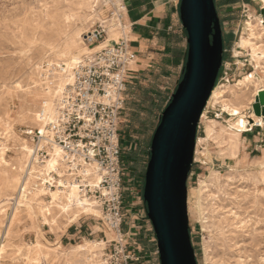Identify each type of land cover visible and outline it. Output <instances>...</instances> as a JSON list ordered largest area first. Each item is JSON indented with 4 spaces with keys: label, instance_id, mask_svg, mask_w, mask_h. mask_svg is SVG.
I'll list each match as a JSON object with an SVG mask.
<instances>
[{
    "label": "rangeland",
    "instance_id": "rangeland-1",
    "mask_svg": "<svg viewBox=\"0 0 264 264\" xmlns=\"http://www.w3.org/2000/svg\"><path fill=\"white\" fill-rule=\"evenodd\" d=\"M46 2L47 0H43V1L42 0H39V1H36V0H33V1L32 0H0V25H1L0 26V35H1L0 36V41H1L0 42V80H1L0 81V85H1L0 86V105L2 104L0 106V143L2 144V145L0 144V198L2 199V200L0 199V211H1L0 212V224H1L0 225V231H1L0 232V235H1L0 236V245H1L0 250L2 251V252L0 251V264L2 263L3 264H24V263L33 264L32 262H34V264H45L46 261H47L46 264H49V263L50 264H66V263L71 264L73 261L79 262L82 259V257L85 255L82 254V256L78 258H73L70 254H67L65 252L66 250H68V248L71 245H76V244L81 243L82 242L81 240L83 238L87 240H91V241H99V242L102 241L103 243H109L110 241L117 239L116 236L112 232H109L106 229V226L104 222L102 221L103 216L101 212L98 218L92 217L91 215L85 216L84 214H80L81 209L77 210L76 208H73L67 214L60 213L59 212L60 210L54 207V205L51 203V200L49 197V191H55V190L61 189L57 187L56 185L57 183L56 184L54 183V185L52 183V185L50 186L47 184L48 178H49V175L47 174L51 172V170L53 169L47 170L46 162L45 164H39V163L36 164V162L33 161L32 159H33V155H34L33 153L36 147L37 135L43 131L47 123L46 121H48L52 117L59 103V99H60L59 96L61 95V93L59 91V93H57L56 94L57 96H56L54 93L55 92L54 90H58L57 86H59L60 83L61 85L63 84L61 90H63L65 86L72 84V79H73L72 74H74L77 66H79L81 62L87 59V56H90L91 54H93V53H89V51L91 52V49L95 48L100 43H104L98 50H96V51H99L105 46H107V44H110L111 42H118L120 39L113 40V41L109 40L108 42H106L107 40L106 38L108 37V34H106L105 40L103 42L88 43L87 41V36L91 32H93L95 29H97L99 25L103 24V26H106V28H108L107 33L111 28L110 23L112 20L111 21L108 20L109 6L106 4L104 0H65V1L64 0H48V2L47 3ZM263 2L264 0H239L237 3L227 4L224 0H214L215 10H216L217 16L219 18L220 26H221L223 50H224L222 66L220 68L214 88L228 86V88H230V91H233V90L235 91L236 89L235 84L237 83V81L243 79V77L247 75L249 76L252 72H256L260 79L263 78L262 81L264 82V61H258V63H261V64H257L256 61H253L252 59H250L251 58L250 55H252L254 50L249 45L244 46L243 48L236 45V43L238 42L241 36L247 37L248 32L246 31L245 24L248 20L249 22L254 21L255 24H256V19H262V21L264 22V3ZM9 5L11 6L9 7ZM45 11H48V12L45 13ZM49 12L50 14H48ZM74 14H76L77 16ZM58 16L61 18H59ZM29 17L31 19H29ZM46 17L47 18L49 17V18L47 19ZM56 18L57 20H55ZM49 21L51 22L49 23ZM59 21H60V24H59ZM29 22H30V26H29ZM6 23H7V27H6ZM15 25L17 26L15 27ZM26 25L29 27H27ZM126 25L128 28L129 27L128 21ZM74 27L75 28L77 27V28L75 29ZM54 29L56 31H54ZM29 30H30V33H29ZM78 31L80 33H79L78 38H76L77 42L79 43L81 42L80 45L82 47L84 46L83 48H86L87 50L86 52L83 51L80 54H76L75 62H72L69 68H66L65 63H68V59L67 57H64V56L61 57V49L63 47V43L65 42L67 36L69 37ZM31 32L32 33L34 32V33L32 34ZM48 32L52 38L48 35ZM70 32H72V34H70ZM24 34L27 37L26 36L24 37ZM183 34H184L183 36L185 39L182 42V49H183V54H184V52H187V44H186L185 32ZM261 39L262 40H260L258 45H264V36ZM57 41L58 42L60 41V42L58 43ZM41 43H44V44H41ZM56 43L58 47H56ZM50 44H51V47H49ZM174 48H177V49L181 48L180 42H178L177 46H175ZM263 51H264V48H263ZM159 52H158L157 59L152 60L155 62V65H153L154 69H152L150 72L146 71L144 73V76L138 79L137 83L132 82L131 85L126 86V91L124 94V100H125L124 108L121 111V114L119 117L120 145L122 148V157H124V159H122V163L124 164L122 168L123 170L122 231H124V233L128 237L129 249L134 250V252L140 258L137 264H160L157 247H156V237L154 235L151 222L149 221L147 217L146 205L142 199V192H143V186H144L143 174L145 172V168L149 160L147 159V152H149V149L147 150L148 142L159 123L158 118L161 116L163 110L165 109L166 107L165 104L168 98L175 91L174 87L176 85L177 80L181 78L182 67H184V63H185V59H184L183 65H181L180 60H177V59L170 60L168 58L169 54H166V56L168 57H165L166 59L168 58L167 61L166 59L163 60L164 58L161 57V55H164L165 53L162 50ZM19 53H21V55ZM83 53L85 56L83 55ZM57 56H59L60 58H58ZM170 57H173V56L171 55ZM184 57H186V53ZM135 60L136 62H139L136 56H135ZM132 67L133 65H131L130 68ZM50 69L51 71H49ZM3 75L4 76L6 75V76L4 77ZM56 76H57V79L59 77L60 78L57 80L56 78H54ZM8 78H9V81H8ZM50 80L51 82H49ZM127 80H130V79L127 78ZM40 81L43 84L40 83ZM17 83H18L17 86L14 85ZM25 83H27V85ZM22 84L23 86L24 85L25 86L23 87ZM51 85L53 86L51 87ZM12 86H14L15 88L14 87L12 88ZM224 89L229 90L226 88ZM253 90L254 88L251 89L250 91L251 94ZM251 94L247 95V98L250 97ZM45 103L48 104L47 107H49L50 109L49 112L46 111L48 108L45 107ZM216 104L217 103L214 104V102H211L209 105L206 104L204 108L205 110H203V113H206L205 118L201 119L202 115L200 116V121L198 123V128H197V135H196L197 142L195 145L193 163H192L191 170H190L187 183H186L187 203H188L187 204L188 227H189L191 245L193 247L194 254H195V260L197 264H207V263L208 264L209 263L210 264H225V263L226 264L227 263L228 264H244V263L245 264H264V232H263L264 230V178H262L261 176L262 174H264V167L262 168V166H259V163L264 162V117L262 116L263 117L262 127L253 126L251 130L240 133V142L241 141L242 142L240 143L239 149L236 151L237 153L235 154L234 157H232L230 156V153L228 151H227V154L220 152V150H223V148L221 149L220 148L221 146L218 147V144L216 143V141H213L211 139L206 140L205 143L203 141L206 138L204 131H205V126L207 125L208 120L216 121L215 126H216V131L218 135L222 137L224 136L227 137L229 135L227 120L231 119V117L227 112L226 113L223 112V110L221 109L222 108L221 104L220 105L219 104L216 105ZM253 104L254 103L250 105V108L248 110L243 111L244 117H248L250 112L253 113V109H252ZM38 111H39V114H38ZM19 113H21L20 116H19ZM42 115H43V118L41 119ZM24 117L26 118V121ZM43 119L44 121H42ZM15 122L17 124H15ZM15 138L16 139L18 138L17 141ZM197 139L201 141L198 143ZM24 145H27L29 148H32L30 149L31 151L30 156L26 151L23 150ZM145 150H147L146 154L144 153ZM133 153L136 154V157L138 159L137 163H132L129 161V159L128 160L126 159V156L128 157L129 154L132 155ZM218 154H220L221 156H219ZM207 155H208V158H206ZM24 159H25V162H24ZM232 159H234V161ZM42 167L45 169H43ZM35 168L38 171H36ZM18 171L20 172V174ZM214 173L219 174V177H220L219 180L220 181L222 180V183L219 182L221 187L218 189H217L218 184L215 182V179L213 176ZM240 173L242 174L243 177L241 176ZM201 180L205 183L207 187L206 189H204L205 193H203L204 192L203 191L202 194L198 196L196 192L199 188V184ZM16 183L18 186H16ZM231 186L233 188H231ZM21 187L23 188L22 193L20 192ZM239 190L241 192H239ZM35 191L36 192L42 191L44 193H41V194H44V195H40V197L37 200L35 198L36 194H34L36 193ZM17 192H18V195H17ZM227 192H228V195H227ZM260 192H261V195H260ZM247 193H249V195ZM206 194L207 196H209V194L214 195L215 198L207 197ZM205 198H207L206 201H205ZM217 201L218 202L220 201V202L218 203ZM237 201L240 204H238ZM27 203L29 204L32 203L31 204L32 211H29L27 209L26 207ZM36 204H39V206H37ZM223 204L225 206H223ZM254 204L256 205L254 206ZM215 205L219 207V209H216L217 211L213 210V208L216 207ZM211 206L212 207L214 206V207L212 208ZM42 207L45 209H43ZM240 207H243V208L241 209ZM47 208H49L48 213L50 216L48 215V213L46 214L45 210ZM243 209L245 210V212ZM8 210H9V213H8ZM21 210L25 212L22 213ZM221 210L224 211L225 213L222 212ZM74 211H77V214H79V217L76 220L77 222L76 221L70 222L72 218L71 215ZM52 213H54V215ZM57 217L59 218L57 219ZM43 219L45 221H43ZM235 219H237L238 222ZM50 220H52V222ZM214 220H216V222ZM220 220L222 222L223 221L225 222L221 224ZM228 220L229 222H227ZM61 222L63 223V225ZM218 222L221 225L217 224ZM226 222L227 224H225ZM240 223L241 224L243 223V224L241 225ZM234 226L235 228H233ZM51 228L54 229L55 231L57 229V231L54 232V230H52ZM212 229L214 230L212 231ZM12 230L14 232H11ZM236 230H239V231L237 232ZM231 233H233V235ZM225 235L227 236L226 239H225ZM6 236L8 237L6 238ZM35 240L40 243L39 246L41 247V249L40 247L38 248V246H35V243H36ZM219 240L220 241L222 240V241L220 242ZM229 241H231V243ZM132 242H134L135 245H132ZM242 242L244 243V246ZM56 243L61 244V247L64 249L62 251L63 253H65L64 256L61 255V253L59 252L57 253L53 251ZM249 243L251 244L249 245ZM105 246L107 247L109 245L105 244L102 248H104ZM30 247H32V249ZM251 247L252 248L256 247V248L252 249ZM232 249L233 250L235 249V252ZM247 250H248V253H247ZM35 253H37V255ZM44 255L46 256V258H44L45 257ZM212 257H215V258H212ZM246 258H247V261H246Z\"/></svg>",
    "mask_w": 264,
    "mask_h": 264
},
{
    "label": "built area",
    "instance_id": "built-area-1",
    "mask_svg": "<svg viewBox=\"0 0 264 264\" xmlns=\"http://www.w3.org/2000/svg\"><path fill=\"white\" fill-rule=\"evenodd\" d=\"M127 1L117 4L116 0H105L108 20L121 18ZM166 1L178 10L180 0ZM106 34L107 28L101 24L87 36V41L103 42ZM134 61L135 54L124 38L87 56L77 66L72 84L63 88L56 111L37 135L32 160L45 164L51 157L56 159L47 174V184L57 183L61 189L76 185L79 194L100 209L106 229L117 238L73 264H137L140 259L129 249L128 237L122 231L123 163L119 134L127 75Z\"/></svg>",
    "mask_w": 264,
    "mask_h": 264
},
{
    "label": "water",
    "instance_id": "water-1",
    "mask_svg": "<svg viewBox=\"0 0 264 264\" xmlns=\"http://www.w3.org/2000/svg\"><path fill=\"white\" fill-rule=\"evenodd\" d=\"M187 52L183 74L152 135L142 199L160 264H197L187 218V179L200 116L222 66L223 41L214 0H180ZM264 117V92L252 106Z\"/></svg>",
    "mask_w": 264,
    "mask_h": 264
},
{
    "label": "bare ground",
    "instance_id": "bare-ground-1",
    "mask_svg": "<svg viewBox=\"0 0 264 264\" xmlns=\"http://www.w3.org/2000/svg\"><path fill=\"white\" fill-rule=\"evenodd\" d=\"M33 1V0H32ZM36 1H39V0H36ZM43 1V0H42ZM65 1V0H64ZM105 1V0H104ZM119 1L120 0H116V3L117 4H119ZM31 2V1H30ZM47 2H48V0H47ZM46 2V3H47ZM90 2V1H89ZM100 2V1H99ZM59 3V2H58ZM101 3V2H100ZM264 3V2H263ZM3 4V3H2ZM7 4V3H6ZM39 4H40V2H39ZM42 4V3H41ZM30 5V4H29ZM34 5V4H33ZM74 5V4H73ZM101 5V4H100ZM103 5V4H102ZM11 5H9V7H10ZM24 6V5H23ZM37 6V5H36ZM35 6V7H36ZM41 6V5H40ZM22 7V6H21ZM30 7V6H29ZM28 7V8H29ZM51 7V6H50ZM57 7V6H56ZM63 7V6H62ZM61 7V8H62ZM97 7V6H96ZM23 8V7H22ZM72 8V7H71ZM81 8V7H80ZM19 9V8H18ZM39 9V8H38ZM43 9V8H42ZM59 9V8H58ZM77 9V8H76ZM75 9V10H76ZM94 9V8H93ZM10 10V9H9ZM40 10V9H39ZM75 10H73V11H75ZM100 10V9H99ZM23 11V10H22ZM55 11V10H54ZM86 11V10H85ZM33 12H34V10H33ZM46 12H48V11H45V13ZM52 12H53V10H52ZM84 12V11H83ZM42 13V12H41ZM56 13H58V12H56ZM77 13V12H76ZM20 14H22V13H20ZM28 14V13H27ZM48 14H50V12L48 13ZM52 14V13H51ZM87 14H89V13H87ZM45 15V14H44ZM58 15V14H57ZM74 15H76V14H74ZM80 15V14H79ZM37 16V15H36ZM53 16V15H52ZM54 16H56V15H54ZM77 16V15H76ZM89 16V15H88ZM24 17V16H23ZM59 17V16H58ZM83 17V16H82ZM93 17V16H92ZM95 17V16H94ZM33 18V17H32ZM47 18V17H46ZM45 18V19H46ZM49 18V17H48ZM47 18V19H48ZM51 18V17H50ZM59 18H61V17H59ZM67 18V17H66ZM87 18V17H86ZM97 18V17H96ZM29 19H31L30 17H29ZM82 19V18H81ZM93 19V18H92ZM100 19V18H99ZM109 19V18H108ZM33 20V19H32ZM36 20V19H35ZM55 20H57V18L55 19ZM86 20V19H85ZM104 20V19H103ZM103 20H101V21H103ZM4 21V20H3ZM2 21V22H3ZM23 21V20H22ZM26 21V20H25ZM25 21H24V23H25ZM29 21V20H28ZM80 21V20H79ZM111 21V20H110ZM32 22V21H31ZM44 22V21H43ZM51 21H49V23H50ZM76 22V21H75ZM107 22V21H106ZM57 23V22H56ZM83 23V22H82ZM85 23V22H84ZM101 23V22H100ZM108 23V22H107ZM254 21L252 22H249V20L246 22V24H245V26H246V31L248 32L247 33V37H245V36H241L240 38H239V40H238V42L236 43V45L237 46H239V47H244V46H247V45H249L250 47H252L253 48V50H254V52L252 53V55H250L251 56V58L250 59H252L253 61H256V63L257 64H261V63H258V61H264L263 59H264V51H263V46L264 45H258V43L260 42V40H262L261 38L264 36V22L262 21V19H256V24L254 23ZM28 24V23H27ZM33 24H35V23H33ZM48 24V23H47ZM59 24H60V21H59ZM127 20H126V14L124 13L123 15H122V17L121 18H118V19H112V21H111V23H110V30L108 31V37L106 38L107 40H106V42H108L109 40H117V39H120V38H124V39H126V40H128V35H129V33H130V28L128 27L127 28ZM261 24V25H260ZM5 25V24H4ZM79 25H80V23H79ZM85 25V24H84ZM103 25V24H102ZM1 26V25H0ZM3 26V25H2ZM17 25H15V27H16ZM24 26V25H23ZM27 26V25H26ZM29 26H30V22H29ZM29 26H27V27H29ZM59 26V25H58ZM62 26H63V24H62ZM6 27H7V23H6ZM47 27V26H46ZM83 27V26H82ZM13 28V27H12ZM54 28V27H53ZM61 28V27H60ZM75 28V27H74ZM77 28V27H76ZM75 28V29H76ZM78 28H79V26H78ZM244 28V27H243ZM259 28V29H258ZM31 29V28H30ZM49 29V28H48ZM63 29H64V27H63ZM108 29V28H107ZM10 30V29H9ZM32 30V29H31ZM69 30V29H68ZM85 30V29H84ZM40 31V30H39ZM43 31V30H42ZM54 31H56L55 29H54ZM67 31V30H66ZM19 32V31H18ZM27 32H28V30H27ZM34 32H36V31H34ZM33 32V33H34ZM46 32V31H45ZM61 32V31H60ZM129 32V33H128ZM26 33V32H25ZM29 33H30V30H29ZM28 33V34H29ZM32 33V32H31ZM32 33V34H33ZM58 33H59V31H58ZM57 33V34H58ZM79 31L78 32H76V33H74V34H72V32H70V34H72L71 36H67V38H66V40H65V42L63 43V47H62V49H61V57L62 56H64V57H67V59H68V63H65L66 64V68H69V66L72 64V62H75V60H76V54H80L81 52H83V51H85L86 52V48H83L81 45H80V43L79 42H77V39L76 38H78V36H79ZM90 33V32H89ZM92 33V32H91ZM22 34V33H21ZM41 34V33H40ZM69 34V35H70ZM46 35V34H45ZM44 35V36H45ZM48 35L51 37V35L49 34V32H48ZM56 35V34H55ZM243 35H245V34H243ZM1 36V35H0ZM3 36V35H2ZM5 36V35H4ZM8 36V35H7ZM12 36V35H11ZM19 36V35H18ZM23 36V35H22ZM26 35L24 34V37H25ZM40 36V35H39ZM27 37V36H26ZM30 37H31V35H30ZM57 37H58V35H57ZM14 38V37H13ZM29 38V37H28ZM40 38V37H39ZM52 38V37H51ZM35 39V38H34ZM41 39V38H40ZM15 40V39H14ZM22 40V39H21ZM24 40V39H23ZM64 40V39H63ZM79 40V39H78ZM35 41V40H34ZM52 41V40H51ZM81 41V40H80ZM1 42V41H0ZM10 42V41H9ZM18 42V41H17ZM58 42V41H57ZM60 42V41H59ZM58 42V43H59ZM255 42V43H254ZM19 43V42H18ZM23 43V42H22ZM35 43H37V42H35ZM34 43V44H35ZM49 43V42H48ZM11 44V43H10ZM29 44V43H28ZM33 44V43H32ZM40 44V43H39ZM41 44H44V43H41ZM61 44V43H60ZM59 44V45H60ZM104 43H100V44H98L95 48H93V49H91V52L89 51V53H94L96 50H98L102 45H103ZM48 45V44H47ZM83 45V44H82ZM12 46V45H11ZM40 46V45H39ZM49 47H51V44H50V46ZM56 47H58L57 46V43H56ZM55 47V48H56ZM23 48H24V46H23ZM54 48V49H55ZM2 49V48H1ZM10 49V48H9ZM28 49V48H27ZM51 49H53V48H51ZM58 49V48H57ZM56 49V50H57ZM3 50V49H2ZM15 50V49H14ZM58 51H60V50H58ZM19 52H20V50H19ZM84 52V53H85ZM24 53V52H23ZM84 53H83V55H84ZM88 53V54H89ZM20 55H21V53H19ZM55 54V53H54ZM59 54V53H58ZM85 56V55H84ZM58 58H60L59 56H57ZM56 58V57H55ZM79 58V57H78ZM55 60V59H54ZM78 60V59H77ZM81 60V59H80ZM50 61V60H49ZM53 61V60H52ZM56 61V60H55ZM79 62V61H78ZM63 63V62H62ZM30 64V63H29ZM75 64V63H74ZM77 64V63H76ZM26 65V64H25ZM34 65V64H33ZM58 65V64H57ZM27 66V65H26ZM37 66H39V65H37ZM256 66H258V65H256ZM30 67V66H29ZM52 67V66H51ZM32 68V67H31ZM30 68V69H31ZM73 68V67H72ZM260 68H262V67H260ZM25 69V68H24ZM65 69V68H64ZM37 70V69H36ZM74 70V69H73ZM30 71V70H29ZM49 71H51V69L49 70ZM57 71V70H56ZM44 72V71H43ZM53 72H54V70H53ZM261 72V71H260ZM263 72V71H262ZM18 73V72H17ZM23 73V72H22ZM33 73V72H32ZM36 73V72H35ZM34 73V74H35ZM62 73V72H61ZM69 73V72H68ZM20 74V73H19ZM7 75V74H6ZM5 75V76H6ZM9 75V74H8ZM24 75V74H23ZM41 75V74H40ZM73 75V74H72ZM4 76V75H3ZM4 76V77H5ZM20 76V75H19ZM48 76V75H47ZM12 77V76H11ZM15 77V76H14ZM16 77H18V76H16ZM34 77V76H33ZM59 77V76H58ZM72 77V76H71ZM70 77V78H71ZM54 78H56L57 79V76L56 77H54ZM60 78V77H59ZM58 78V79H59ZM67 78V77H66ZM3 79V78H2ZM37 79V78H36ZM57 79V80H58ZM263 79V78H262ZM262 79H260L259 78V76L257 75V73L256 72H252L249 76L247 75V76H245V77H243V79H241V80H239V81H237V83L235 84V87H236V89H235V91L233 90V91H230V88H228V86L227 87H216V88H214L213 89V91H212V93H211V96H210V98H209V101L207 102V104L209 105L211 102H214V104L215 103H217V104H221V109L223 110V112H227L229 115H230V117H231V119H228L227 120V124H228V130H229V135L226 137V136H224V137H222V136H220V135H218V133H217V131H216V126H215V124H216V121L215 120H208L207 121V125L205 126V131H204V133H205V139L203 140L204 141V143H205V141L206 140H209V139H211V140H213V141H216V143L218 144V147L219 146H221L220 148L222 149L223 148V150H220V152H222V153H226L227 154V151L230 153V156H232V157H234L235 156V154L237 153L236 151L239 149V146H240V143L242 142H240V133H242V132H246V131H249V130H251V128L253 127V126H258V127H262L263 126V117L262 116H256V115H254L253 113H251L250 112V114H249V116L248 117H244L243 116V111L244 110H248L249 108H250V105L252 104V103H254L255 102V98H257V96H258V94H259V92H264V82L262 81ZM6 80V79H5ZM17 80V79H16ZM26 80H28V79H26ZM48 80V79H47ZM46 80V81H47ZM55 80V79H54ZM64 80V79H63ZM1 81V80H0ZM8 81H9V78H8ZM19 81V80H18ZM38 81V80H37ZM42 81V80H41ZM40 81V83H42ZM3 82V81H2ZM13 82V81H12ZM11 82V83H12ZM15 82V81H14ZM39 82V81H38ZM49 82H51V80L49 81ZM57 82V81H56ZM62 82V81H61ZM9 83V82H8ZM39 83V84H40ZM64 83V82H63ZM70 83V82H69ZM5 84V83H4ZM26 85H27V83H25ZM38 84V83H37ZM43 84V83H42ZM14 85H18V83L17 84H14ZM63 85V84H62ZM62 85H61V83L59 84V86H57L58 87V90H54L55 92V95L57 94V93H59V91H60V93H61V89H62ZM228 85V84H227ZM1 86V85H0ZM22 86H23V84H22ZM25 86V85H24ZM23 86V87H24ZM34 86V85H33ZM49 86V85H48ZM53 85H51V87H52ZM65 86V85H64ZM230 86V85H229ZM3 87V86H2ZM14 86H12V88H13ZM28 87V86H27ZM32 87V86H31ZM35 87H36V85H35ZM38 87V86H37ZM55 87V86H54ZM10 88V87H9ZM8 88V89H9ZM15 88V87H14ZM29 88V87H28ZM224 88H226V89H229V90H225ZM252 88H254V90L252 91V94H251V89ZM7 89V88H6ZM23 89V88H22ZM46 89V88H45ZM48 89V88H47ZM52 89V88H51ZM21 90V89H20ZM18 91V90H17ZM52 91V90H51ZM20 92V91H19ZM43 92V91H42ZM34 93V92H33ZM44 93V92H43ZM47 93V92H46ZM229 93V94H228ZM21 94V93H20ZM27 94V93H26ZM50 94V93H49ZM249 94H251V96L250 97H248L247 98V95H249ZM23 95V94H22ZM20 96V95H19ZM25 96V95H24ZM52 96V95H51ZM50 96V97H51ZM57 96V95H56ZM60 97V96H59ZM55 100H56V98H55ZM254 101V102H253ZM10 102V101H9ZM57 102V101H56ZM24 103V102H23ZM37 103V102H36ZM54 103V102H53ZM52 103V104H53ZM25 104H27V103H25ZM216 104V105H217ZM2 105V104H1ZM0 105V106H1ZM7 105V104H6ZM44 105V104H43ZM219 105H218V107H219ZM24 106V105H23ZM48 106V104L47 103H45V107L46 108H48L49 109V107H47ZM53 106V105H52ZM7 107V106H6ZM26 107V106H25ZM2 108V107H1ZM20 108H22V107H20ZM34 108V107H33ZM6 109H8V108H6ZM26 109V108H25ZM28 109H29V107H28ZM32 109V108H31ZM46 110L47 112H49L50 111V109L49 110ZM206 109H207V107H206ZM3 110V109H2ZM44 110V111H45ZM205 110V109H204ZM19 111H21V110H19ZM23 111V110H22ZM30 111V110H29ZM28 111V112H29ZM42 111V110H41ZM53 111V110H52ZM5 112V111H4ZM35 112H36V110H35ZM34 113V112H33ZM41 113V112H40ZM18 114V113H17ZM20 114L21 113H19V116H20ZM38 114H39V111H38ZM44 114V113H43ZM50 114V113H49ZM205 114L206 113H202V117H201V119H203V118H205ZM3 115V114H2ZM37 115V114H36ZM4 116V115H3ZM25 116V115H24ZM12 117V116H11ZM39 117V116H38ZM3 118V117H2ZM17 118V117H16ZM25 118V117H24ZM36 118V117H35ZM43 118V115H42V117H41V119ZM46 118V117H45ZM22 119V118H21ZM38 119V118H37ZM2 120H4V119H2ZM46 120V119H45ZM17 121V120H16ZM25 121H26V118H25ZM42 121H44V119L42 120ZM2 122V121H1ZM47 122V121H46ZM8 123V122H7ZM19 123V122H18ZM15 124H17L16 122H15ZM27 124V123H26ZM44 124V123H43ZM9 125V124H8ZM11 125V124H10ZM28 125H30V124H28ZM41 126H42V124H41ZM34 127H36V126H34ZM12 129V128H11ZM39 130V129H38ZM41 131V130H40ZM10 132V131H9ZM14 132V131H13ZM224 132V131H223ZM3 133V132H2ZM1 133V134H2ZM3 135V134H2ZM5 136H7V135H5ZM242 136V135H241ZM2 137V136H1ZM4 138V137H3ZM11 138V137H10ZM9 138V139H10ZM202 138V137H201ZM16 139V138H15ZM18 139V138H17ZM17 139H16V141H17ZM198 140V139H197ZM19 141V140H18ZM201 140H198V143L200 142ZM12 142V141H11ZM27 142V141H26ZM197 142V141H196ZM212 142V141H211ZM18 143V142H17ZM214 143V142H213ZM1 144V143H0ZM19 144V143H18ZM23 144V143H22ZM202 144V143H201ZM2 145V144H1ZM205 145V144H204ZM198 146V145H197ZM17 147H19V146H17ZM3 148V147H2ZM5 149V148H4ZM22 149V148H21ZM30 149H32V148H29L27 145H24V147H23V150L24 151H26L28 154H29V156H30V154H31V151H30ZM19 151V150H18ZM21 151V150H20ZM23 152V151H22ZM21 153V152H20ZM34 154V153H33ZM202 155V154H201ZM219 156H221L220 154H218ZM223 155V154H222ZM239 155H241V154H239ZM32 156V155H31ZM34 156V155H33ZM204 156V155H203ZM225 156V155H224ZM223 157V156H222ZM238 157V156H237ZM30 158V157H29ZM197 158V157H196ZM206 158H208V155H207V157ZM225 158V157H224ZM15 159V158H14ZM197 160V159H196ZM228 160V159H227ZM233 161H234V159H232ZM2 161V160H1ZM4 161V160H3ZM17 161V160H16ZM24 162H25V159H24ZM27 163H28V161H27ZM259 163V162H258ZM14 164V163H13ZM37 164V163H36ZM232 164H233V162H232ZM5 165H6V163H5ZM25 165V164H24ZM56 165V159L53 157V158H51V159H49V160H47L46 161V168H47V170H51V169H53L54 168V166ZM12 166V165H11ZM23 166V165H22ZM259 166H262V168L264 167V162H261V163H259ZM36 167V166H35ZM236 167V166H235ZM250 167V166H249ZM27 168V167H26ZM38 168V167H37ZM43 168V167H42ZM261 168V167H260ZM24 169V168H23ZM43 169H45V168H43ZM231 169V168H230ZM245 169V168H244ZM13 170V169H12ZM35 170L36 171H38L36 168H35ZM9 171V170H8ZM22 171V170H21ZM31 171V170H30ZM44 171V170H43ZM231 171H233V170H231ZM4 172V171H3ZM10 172V171H9ZM17 172V171H16ZM19 172V171H18ZM42 172V171H41ZM49 172V171H48ZM217 172V171H216ZM235 172V171H234ZM240 172V171H239ZM5 173V172H4ZM11 173V172H10ZM37 173V172H36ZM238 173V172H237ZM13 174V173H12ZM19 174H20V172H19ZM18 174V175H19ZM22 174V173H21ZM39 174V173H38ZM232 174V173H231ZM241 174V173H240ZM248 174V173H247ZM254 174V173H253ZM260 174V173H259ZM262 174V173H261ZM11 175V174H10ZM40 175V174H39ZM46 175V174H45ZM236 175V174H235ZM249 175V174H248ZM209 176V175H208ZM214 179H215V182L218 184V186H217V189L218 188H220L221 186H220V183L219 182H221L222 183V180L220 181L219 179H220V177H219V174H217V173H214ZM224 176V175H223ZM226 176V175H225ZM229 176V175H228ZM241 176H242V174H241ZM262 176V178H264V174H262L261 175ZM17 177V176H16ZM243 177V176H242ZM245 177V176H244ZM249 177V176H248ZM254 177V176H253ZM48 178V177H47ZM235 178V177H234ZM258 178V177H257ZM18 179V178H17ZM208 179H209V177H208ZM211 179V178H210ZM243 179V178H242ZM213 180V179H212ZM225 180V179H224ZM236 180V179H235ZM259 180V179H258ZM262 180V179H261ZM12 181V180H11ZM245 182V181H244ZM251 182V181H250ZM249 182V183H250ZM262 182V181H261ZM6 183V182H5ZM15 183V182H14ZM35 183V182H34ZM33 183V184H34ZM44 183V182H43ZM224 183V182H223ZM228 183H229V181H228ZM237 183V182H236ZM260 183V182H259ZM216 184V185H217ZM8 185V184H7ZM14 185V184H13ZM12 185V186H13ZM20 185V184H19ZM37 185V184H36ZM41 185V184H40ZM222 185V184H221ZM236 185V184H235ZM238 185V184H237ZM244 185H246V184H244ZM16 186H18L17 185V183H16ZM30 186V185H29ZM56 186V185H55ZM215 186V185H214ZM224 186V185H223ZM242 186V185H241ZM10 187V186H9ZM206 185H205V183L201 180V182H200V184H199V188H198V190H197V195L199 196L200 194H202V192L203 193H205V190L204 189H206ZM240 187V186H239ZM243 187V186H242ZM259 187V186H258ZM17 188V187H16ZM30 188V187H29ZM58 188H61V187H58ZM209 188V187H208ZM231 188H233L232 186H231ZM255 188V187H254ZM15 189V188H14ZM39 189V188H38ZM54 189H56V188H54ZM214 189V188H213ZM235 189V188H234ZM244 189V188H243ZM252 189V188H251ZM22 190H23V188L21 187V193H22ZM33 190V189H32ZM34 190H35V188H34ZM53 190V189H52ZM226 190V189H225ZM4 191H6V190H4ZM207 191H208V189H207ZM222 191V190H221ZM231 191V190H230ZM244 191V190H243ZM36 192V191H35ZM212 192V191H211ZM239 192H241L240 190H239ZM41 193H44V192H42V191H40V192H36V193H34V194H36L35 195V198L38 200V198L40 197V195H44V194H41ZM208 193H210V192H208ZM238 193V192H237ZM10 194V193H9ZM8 194V195H9ZM27 194V193H26ZM214 194V193H213ZM231 194V193H230ZM243 194V193H242ZM248 195H249V193H247ZM17 195H18V192H17ZM25 195V194H24ZM29 195V194H28ZM222 195V194H221ZM226 195V194H225ZM227 195H228V192H227ZM233 195H235V194H233ZM252 195V194H251ZM260 195H261V192H260ZM14 196V195H13ZM34 196V195H33ZM191 196V195H190ZM206 196H207V194H206ZM230 196V195H229ZM243 196V195H242ZM3 197V196H2ZM32 197V196H31ZM49 197H50V200H51V203L54 205V207H56V208H58L60 211V213H64V214H67L70 210H72L73 208H76L77 210L78 209H81V212H80V214H84L85 216H88V215H91L92 217H95V218H98V216L100 215V210L99 209H97V207L94 205V203L91 201V200H89L86 196L85 197H82L80 194H79V191H78V188L76 187V185H74V184H70L69 186H67V187H65V188H63L62 190L61 189H58V190H55V191H49ZM204 197V196H203ZM207 197H213V198H215L214 197V195H210L209 194V196H207ZM220 197V196H219ZM233 197V196H232ZM231 197V198H232ZM235 197H237V196H235ZM247 197H249V196H247ZM261 197V196H260ZM34 198V197H33ZM47 198V197H46ZM228 198V197H227ZM1 199V198H0ZM11 199V198H10ZM14 199V198H13ZM12 199V200H13ZM202 199V198H201ZM206 199L207 198H205V201H206ZM225 199H226V197H225ZM233 199H235V198H233ZM245 199V198H244ZM248 199V198H247ZM251 199V198H250ZM258 199V198H257ZM2 200V199H1ZM29 200V199H28ZM27 200V201H28ZM34 200V199H33ZM42 200V199H41ZM218 200H220V199H218ZM222 200H223V198H222ZM252 200V199H251ZM262 200V199H261ZM18 201H19V199H18ZM23 201V200H22ZM216 201V200H215ZM225 201V200H224ZM228 201V200H227ZM239 201H240V199H239ZM256 201V200H255ZM30 202V201H29ZM35 202V201H34ZM48 202V201H47ZM218 202V201H217ZM220 202V201H219ZM218 202V203H219ZM231 202V201H230ZM262 202V201H261ZM12 203H13V201H12ZM191 203V202H190ZM217 203V204H218ZM232 203V202H231ZM237 203L238 204H240L238 201H237ZM249 203V202H248ZM253 203H254V201H253ZM255 203H257V202H255ZM31 204L32 203H27V205H26V207H27V209L29 210V211H32V207H31ZM188 204V203H187ZM204 204H205V202H204ZM262 204V203H261ZM37 206H39V204H36ZM35 205V206H36ZM43 205V204H42ZM202 205V204H201ZM211 205V204H210ZM220 205V204H219ZM256 204H254V206H255ZM48 206V205H47ZM52 206V205H51ZM216 206V205H215ZM223 206H225L224 204H223ZM243 206V205H242ZM53 207V208H54ZM212 207V206H211ZM214 207V206H213ZM212 207V208H213ZM40 208V207H39ZM43 208V207H42ZM231 208H232V206H231ZM241 209L243 208V207H240ZM14 209V208H13ZM20 209V208H19ZM25 209V208H24ZM43 209H45V208H43ZM49 208H47L45 211H46V214L48 213V210ZM197 209V208H196ZM204 209H205V207H204ZM203 209V210H204ZM207 209H209V208H207ZM216 209H219V207L218 206H216V207H214L213 208V210L215 211ZM236 209V208H235ZM248 209V208H247ZM263 209V208H262ZM17 210V209H16ZM42 210V209H41ZM40 210V211H41ZM51 210V209H50ZM53 210V209H52ZM201 210V209H200ZM223 210V209H222ZM221 210V211H222ZM244 210V209H243ZM18 211V210H17ZM22 211V213H24L25 211H23V210H21ZM37 211V210H36ZM35 211V212H36ZM44 211V210H43ZM80 211V210H79ZM205 211V210H204ZM217 211V210H216ZM1 212V211H0ZM4 212V211H3ZM51 212V211H50ZM198 212V211H197ZM222 212H224V211H222ZM221 212V213H222ZM226 212H227V210H226ZM244 212H245V210H244ZM8 213H9V210H8ZM15 213V212H14ZM21 213V212H20ZM44 213V212H43ZM225 213V212H224ZM232 213V212H231ZM247 213V212H246ZM249 213V212H248ZM53 215H54V213H52ZM203 214V213H202ZM215 214V213H214ZM219 214V213H218ZM223 214V213H222ZM228 214V213H227ZM238 214V213H237ZM237 214H235V215H237ZM13 215V214H12ZM27 215V214H26ZM37 215V214H36ZM48 215H49V213H48ZM224 215V214H223ZM230 215V214H229ZM246 215H248V214H246ZM259 215V214H258ZM4 216H5V214H4ZM8 216V215H7ZM50 216V215H49ZM68 216V215H67ZM72 218H71V221L70 222H74V221H76L77 219H78V217H79V214H77V211H74L73 213H72ZM221 216V215H220ZM219 216V217H220ZM233 216V215H232ZM239 216V215H238ZM243 216V215H242ZM254 216V215H253ZM253 216H252V218H253ZM3 217V216H2ZM16 217V216H15ZM53 217V216H52ZM51 217V218H52ZM222 217V216H221ZM235 217V216H234ZM246 217V216H245ZM257 217V216H256ZM18 218V217H17ZM39 218H40V216H39ZM43 218H45V217H43ZM59 217H57V219H58ZM197 218V217H196ZM230 218V217H229ZM242 218V217H241ZM263 218V217H262ZM261 218V219H262ZM56 219V218H55ZM68 219V218H67ZM208 219V218H207ZM206 219V220H207ZM218 219V218H217ZM231 219V218H230ZM233 219V218H232ZM238 219H239V217H238ZM251 219V218H250ZM199 220V219H198ZM221 220H223V219H221ZM220 220V223L222 224V223H224L225 221H221ZM236 221H237V219H235ZM244 220V219H243ZM248 220V219H247ZM5 221V220H4ZM9 221V220H8ZM43 221H45L44 219H43ZM51 222H52V220H50ZM215 222H216V220H214ZM7 222V221H6ZM49 222V221H48ZM47 222V223H48ZM68 222V221H67ZM77 222V221H76ZM227 222H229V220L227 221ZM227 222L225 223V224H227ZM232 222V221H231ZM230 222V223H231ZM233 222H235V221H233ZM238 222V221H237ZM237 222H235V223H237ZM251 222V221H250ZM50 223V222H49ZM62 223V222H61ZM210 223V222H209ZM213 223V222H212ZM246 223V222H245ZM255 223V222H254ZM3 224V223H2ZM51 224V223H50ZM66 224V223H65ZM214 224V223H213ZM217 224H219V222L217 223ZM221 224H219V225H221ZM241 224V223H240ZM243 224V223H242ZM241 224V225H242ZM252 224V223H251ZM256 224H258V223H256ZM1 225V224H0ZM9 225V224H8ZM49 225V224H48ZM58 225V224H57ZM62 225H63V223H62ZM218 225V226H219ZM234 225V224H233ZM240 225V226H241ZM250 225V224H249ZM236 226H238V225H236ZM252 226V225H251ZM2 227V226H1ZM225 227V226H224ZM223 227V228H224ZM242 227V226H241ZM255 227V226H254ZM52 228H54V227H52ZM51 228V229H52ZM228 228V227H227ZM231 228H232V226H231ZM233 228H235V226L233 227ZM238 228V227H237ZM61 229V228H60ZM52 230H54V229H52ZM214 229H212V231H213ZM229 230V229H228ZM231 230V229H230ZM233 230V229H232ZM49 231V230H48ZM56 231H57V229H56ZM55 230H54V232H56ZM216 231V230H215ZM218 231H220V230H218ZM225 231V230H224ZM237 232L239 231V230H236ZM242 231H243V229H242ZM252 231V230H251ZM1 232V231H0ZM5 232V231H4ZM11 232H14L13 230L11 231ZM94 232V231H93ZM220 232H222V231H220ZM226 232H227V230H226ZM230 232V231H229ZM231 232H233V231H231ZM263 232H264V230H263ZM244 233V232H243ZM262 233V232H261ZM260 233V234H261ZM212 234V233H211ZM223 234V233H222ZM224 234H225V232H224ZM232 235H233V233H231ZM248 234V233H247ZM249 234H250V232H249ZM263 234V233H262ZM55 235V234H54ZM228 235V234H227ZM230 235V234H229ZM236 235V234H235ZM240 235V234H239ZM245 235V234H244ZM243 235V236H244ZM1 236V235H0ZM219 236V235H218ZM224 236V235H223ZM231 236V235H230ZM237 236V235H236ZM260 236V235H259ZM3 237V236H2ZM8 236H6V238H7ZM35 237V236H34ZM250 237V236H249ZM42 238V237H41ZM227 238V236L225 235V239ZM217 239V238H216ZM221 239V238H220ZM224 239V238H223ZM231 239V238H230ZM255 239H257V238H255ZM261 239V238H260ZM228 240V239H227ZM241 240V239H240ZM239 240V241H240ZM244 240V239H243ZM248 240V239H247ZM7 241V240H6ZM36 241V240H35ZM82 242L81 243H79V244H76V245H71L69 248H68V250H66V252L65 253H67V254H70L73 258H78V257H80V256H82V254H84L85 255V253L86 254H90V253H93V252H96L97 250L99 251L103 246H104V243L102 242V241H91V240H87V239H82L81 240ZM220 241V240H219ZM222 241V240H221ZM220 241V242H221ZM257 241V240H256ZM5 242V241H4ZM215 242H216V240H215ZM225 242H227V241H225ZM230 243H231V241H229ZM228 242V243H229ZM251 242V241H250ZM258 242V241H257ZM10 243V242H9ZM35 243V242H34ZM238 243V242H237ZM243 243V242H242ZM241 243V244H242ZM253 243V242H252ZM254 243H256V242H254ZM4 244V243H3ZM7 244V243H6ZM11 244V243H10ZM10 244H8V245H10ZM39 242L38 241H36V243H35V246H38V248L40 247L39 246ZM45 244V243H44ZM211 244V243H210ZM233 244H234V242H233ZM251 243H249V245H250ZM5 245V244H4ZM19 245V244H18ZM29 245V244H28ZM33 245V244H32ZM215 245H216V243H215ZM237 245V244H236ZM247 245V244H246ZM248 245V246H249ZM257 245H258V243H257ZM1 246V245H0ZM13 246V245H12ZM17 246V245H16ZM22 246V245H21ZM27 246V245H26ZM212 246V245H211ZM213 246H214V244H213ZM227 246V245H226ZM243 246H244V243H243ZM256 246V245H255ZM206 247V246H205ZM220 247V246H219ZM230 247V246H229ZM232 247H233V245H232ZM11 248V247H10ZM14 248V247H13ZM16 248V247H15ZM18 248V247H17ZM20 248V247H19ZM21 248H23V247H21ZM31 249H32V247H30ZM37 248V247H36ZM42 248H43V246H42ZM235 248V247H234ZM252 248V247H251ZM256 248V247H255ZM255 248H252V249H255ZM2 249V248H1ZM26 249V248H25ZM40 249H41V247H40ZM44 249H46V248H44ZM220 249V248H219ZM229 249V248H228ZM231 249V248H230ZM242 249V248H241ZM8 250V249H7ZM10 250V249H9ZM47 250H49V249H47ZM64 249L61 247V244H59V243H56V245H55V247H54V249H53V251L54 252H59V253H61V255H63L64 256V254L65 253H63L62 251H63ZM206 250V249H205ZM211 250V249H210ZM233 250V249H232ZM250 250V249H249ZM1 251V250H0ZM18 251V250H17ZM16 251V252H17ZM30 251V250H29ZM34 251V250H33ZM227 251V250H226ZM229 251V250H228ZM234 252H235V249L233 250ZM2 252V251H1ZM19 252V251H18ZM22 252H23V250H22ZM45 252H46V250H45ZM48 252V251H47ZM206 252V251H205ZM238 252V251H237ZM257 252V251H256ZM9 253V252H8ZM30 253V252H29ZM247 253H248V250H247ZM250 253H252V252H250ZM3 254H4V252H3ZM19 254V253H18ZM25 254V253H24ZM36 255H37V253H35ZM45 254V253H44ZM262 254V253H261ZM7 255V254H6ZM23 255V254H22ZM26 255V254H25ZM59 255V254H58ZM206 255V254H205ZM225 255V254H224ZM251 255V254H250ZM258 255H259V253H258ZM4 256V255H3ZM45 256V255H44ZM53 256V255H52ZM252 256V255H251ZM257 256V255H256ZM29 257V256H28ZM34 257V256H33ZM40 257V256H39ZM58 257V256H57ZM70 257V256H69ZM84 257V256H83ZM82 257V258H83ZM208 257V256H207ZM211 257V256H210ZM222 257V256H221ZM244 257H245V255H244ZM43 258V257H42ZM44 258H46V256L44 257ZM56 258V257H55ZM62 258V257H61ZM64 258H66V257H64ZM209 258V257H208ZM212 258H215V257H212ZM240 258H242V257H240ZM258 258V257H257ZM260 258V257H259ZM68 259V258H67ZM224 259V258H223ZM235 259V258H234ZM237 259V258H236ZM31 260V259H30ZM33 260H35V259H33ZM41 260V259H40ZM45 260V259H44ZM210 260V259H209ZM228 260V259H227ZM230 260V259H229ZM244 260H245V258H244ZM16 261V260H15ZM19 261V260H18ZM25 261V260H24ZM46 261V260H45ZM213 261V260H212ZM211 261V262H212ZM246 261H247V258H246ZM32 262V261H31ZM30 262V263H31ZM52 262V261H51ZM56 262H58V261H56ZM61 262V261H60ZM75 261H73L72 263H74ZM215 262V261H214ZM233 262V261H232ZM231 262V263H232ZM236 262V261H235ZM240 262V261H239ZM244 262V261H243ZM252 262V261H251ZM250 262V263H251ZM12 263V262H11ZM33 264H34V262H32ZM46 263H47V261H46ZM45 263V264H46ZM68 263H70V262H68ZM71 263V264H72ZM206 263V262H205ZM213 263V262H212ZM255 263V262H254ZM3 264V263H2ZM25 264V263H24ZM50 264V263H49ZM67 264V263H66ZM208 264V263H207ZM210 264V263H209ZM226 264V263H225ZM228 264V263H227ZM245 264V263H244Z\"/></svg>",
    "mask_w": 264,
    "mask_h": 264
},
{
    "label": "crops",
    "instance_id": "crops-1",
    "mask_svg": "<svg viewBox=\"0 0 264 264\" xmlns=\"http://www.w3.org/2000/svg\"><path fill=\"white\" fill-rule=\"evenodd\" d=\"M125 14L130 28L127 40L129 48L139 60V62L135 60L133 67L129 68L127 78L130 80L126 81V86L131 85L132 82L137 83L146 71L150 72L154 69L155 62L152 60L157 59L161 50L165 53L161 55L163 60L168 57L166 54H169L170 60H180L183 65L186 53L183 54L182 49V42L185 40L184 30L174 5L166 0H129L126 2ZM178 42L181 48H174ZM171 55L173 57H170Z\"/></svg>",
    "mask_w": 264,
    "mask_h": 264
},
{
    "label": "trees",
    "instance_id": "trees-1",
    "mask_svg": "<svg viewBox=\"0 0 264 264\" xmlns=\"http://www.w3.org/2000/svg\"><path fill=\"white\" fill-rule=\"evenodd\" d=\"M227 4H233V3H237L239 0H224ZM185 64V63H184ZM183 68L184 67H182V72H181V77H182V74H183ZM181 79V78H180ZM180 79H179V81H180ZM176 89V88H175ZM170 102V100L167 102V104H166V106L168 105V103ZM120 131V130H119ZM120 134V133H119ZM151 138H152V136H151ZM151 138H150V140H149V142H148V146L150 147V142H151ZM147 146V147H148ZM145 154H146V152H144ZM122 159H124V157H122ZM126 159L128 160L129 159V161L130 162H132V163H137L138 162V159H137V157H136V154L135 153H133L132 155L131 154H129V156L127 157L126 156ZM147 159H149V152H147ZM124 165V164H123ZM143 179H144V174H143Z\"/></svg>",
    "mask_w": 264,
    "mask_h": 264
}]
</instances>
